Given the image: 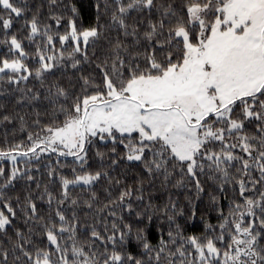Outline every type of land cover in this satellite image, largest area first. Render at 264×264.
<instances>
[{
  "label": "snow or ice",
  "instance_id": "snow-or-ice-1",
  "mask_svg": "<svg viewBox=\"0 0 264 264\" xmlns=\"http://www.w3.org/2000/svg\"><path fill=\"white\" fill-rule=\"evenodd\" d=\"M85 2L0 0V264H264V0Z\"/></svg>",
  "mask_w": 264,
  "mask_h": 264
},
{
  "label": "trees",
  "instance_id": "trees-1",
  "mask_svg": "<svg viewBox=\"0 0 264 264\" xmlns=\"http://www.w3.org/2000/svg\"><path fill=\"white\" fill-rule=\"evenodd\" d=\"M87 11H88V9H87V0H86V2H85V4H84V13H85V15H87ZM183 197H182V194H181V199H182ZM212 222H215V217H214V215L212 216ZM188 227H189V229L190 230H194L196 227H198V218H197V222H190L189 224H188Z\"/></svg>",
  "mask_w": 264,
  "mask_h": 264
}]
</instances>
